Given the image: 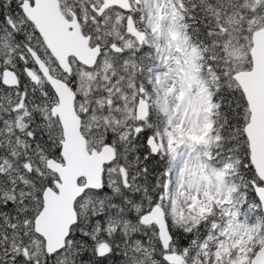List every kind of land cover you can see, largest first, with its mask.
Returning a JSON list of instances; mask_svg holds the SVG:
<instances>
[{
	"label": "snow or ice",
	"instance_id": "obj_1",
	"mask_svg": "<svg viewBox=\"0 0 264 264\" xmlns=\"http://www.w3.org/2000/svg\"><path fill=\"white\" fill-rule=\"evenodd\" d=\"M0 264H264V0H0Z\"/></svg>",
	"mask_w": 264,
	"mask_h": 264
}]
</instances>
